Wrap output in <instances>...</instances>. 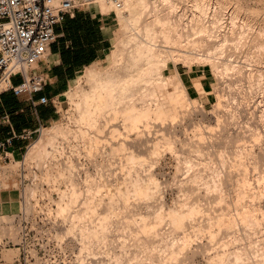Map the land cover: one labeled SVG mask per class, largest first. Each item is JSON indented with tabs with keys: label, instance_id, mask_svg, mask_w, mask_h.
<instances>
[{
	"label": "rangeland",
	"instance_id": "obj_1",
	"mask_svg": "<svg viewBox=\"0 0 264 264\" xmlns=\"http://www.w3.org/2000/svg\"><path fill=\"white\" fill-rule=\"evenodd\" d=\"M92 1L93 2H91L90 5H96L101 10L104 8V10H102L104 12L114 11L113 5L109 0H92ZM148 1L150 2L151 0ZM210 1L212 2V4L211 7L209 8L210 10H208L209 11L208 13H210V11L212 13L213 9L211 8H214L217 3H218L217 4L218 8L221 9L225 15H227L226 17L228 19L230 14L232 15L235 12L234 8L235 10L238 11L233 14V19L235 21H233V19L231 20L234 24L233 28H235V26L238 29L242 28L240 29L242 30V32L239 30V32L241 33H238V31H236L238 29L236 28L234 30L233 28H231L232 30L229 29L228 27L232 25V23L230 19L229 20L227 19L226 25L228 26L227 27L229 32L228 34L235 36V38L234 37L232 38L231 35L229 36L227 34L229 38L227 37L228 39H226V41L227 40L228 41L227 42L225 41L224 44L226 43L227 45L230 44L233 45L239 39V42H237L234 45L237 48L240 43L241 47L239 46L240 48L236 49L234 47L228 46L229 47L228 48L227 45L225 44L226 50L225 52H222V54L223 55L225 54V56H227L230 53L229 51L230 50L232 51V48L233 51L229 55H232L235 52H238L239 50L238 54L239 53L240 54L237 55L235 53L236 56L235 55L233 56L235 57V59H237L236 57L239 56L237 60L240 61L237 62V60L232 59V61H236V62H231V58H233V56H229V55L227 57L225 56L223 57L222 55V57L219 58V56H221V54L219 55V53H221V51H224L225 49L223 48L224 44L223 47H220L219 49L220 51L217 49V47H215L216 49L210 48L211 51L207 49L209 51L208 52L206 50L207 47H205L204 50H206L207 52L206 51L204 52V50H201L200 52L199 49L202 48L198 49L196 47L194 48V50L197 49L195 53L194 50L190 48L192 50L191 52L196 57L193 54H191L192 56L187 57V55H190L191 52H189L190 50L188 51L189 48L188 49L184 48L187 50V51H183L184 52L183 55H185V57L182 56L178 57L176 54H174L175 51L177 50H174V52L169 53L166 56V62L168 64V68L164 70V74H169V78H171V80H175L176 73L179 74L181 81H182V77L186 76L187 74L190 75L196 73L205 74L210 82L211 96L209 101L207 102L204 101L205 93L202 91H200L199 97H193L187 93L186 88H185V92L181 93L179 92L180 90L179 87L174 88L172 86L170 92L165 96L167 97L166 104H168V110L166 111V109L161 108L163 110L161 111L163 113V116H161L162 115L161 113L157 112L158 114H160L162 118L159 117V115L156 113L155 118L159 117L158 119L159 121L156 122H155L156 119L153 116L155 112H153L152 110L151 114L152 113L153 114L151 115V118L153 116L154 119L152 120L151 118L149 119L150 123H152L153 121L154 124L155 122L154 125L150 124V127L154 126L153 128L155 129L156 127L158 128L160 127L161 130L159 129V131H161V133L158 130L154 131V129L150 128L149 122H147L148 128H150V132L148 131V133L150 134L149 135L146 134L147 137L145 136V134L143 135V133H147L145 132L147 125L146 123H145L146 126L143 124L145 126V129L144 127L142 128L143 126L142 125L140 128V132L143 131L144 132L140 134H142V136H144L145 138L141 137L140 135L138 140H141V142L143 140V143L140 142L141 145L139 142L137 143L140 146H142V144L144 145L145 142H147V144H145L141 149V147H139L135 143L136 145L134 146L135 148L138 147V151L137 149H133L134 148L133 145H132L133 147L130 146L132 148L131 150H133L134 152L136 150L137 153L135 154L138 155L139 153V157L135 155L136 158H139L138 160H136L135 157H133L134 159L132 158L133 162L129 157L127 159L128 154H130L131 152V150L128 149L130 148L129 146L128 148H125V151L122 150L123 148L122 149L119 147L117 148V151L118 150L122 151L121 153L122 156L125 155L126 157L125 156L118 157V155L112 154V152L116 148V147H112V149L114 150H112V152L110 153L116 157H111L110 156L111 154L109 153L110 154L109 155L110 158H109L108 152L111 151V147L103 146L104 147L103 149L102 147L99 146L98 148L99 149L101 148L99 151L103 150L104 152H102V154L101 152H98L100 154L93 155L96 156L94 157L96 158V160H94V158L92 159L93 156L88 158L89 156L83 152L84 151L86 152L87 149L86 147H88L87 150H89V148L91 147H89L90 145L87 144L88 145L87 146L81 141V138L79 136L80 131L77 132L78 130L77 131L75 130L77 127L78 128L80 127L79 129H84L83 131H85L87 127L85 126L86 125L85 122H84L85 127L80 124L81 122L82 124H84L83 120L80 121L81 120L80 119L78 121V119L82 116L79 115V113L80 114L82 113V111H80L79 109L80 108L81 110L83 109L82 107L84 106L83 99L86 97L87 99L90 98L87 95L86 97H84L85 93L86 94L89 92L91 93L95 89V86H97L98 84V83L97 84L94 83L95 81L100 80L98 82L102 84L101 79L105 77L106 80V73H109L110 70L113 71L112 68H116L118 65L120 66L121 62L119 64V60H122L121 58L123 57L125 58L124 54L128 53L127 50H129V48L131 50L133 48V46L131 45L132 27H131V23L126 18V14L128 13L127 12L128 10L125 9L124 6L121 9L115 10L116 24L113 27L111 46L106 51L105 59L102 62H99L94 65V74L96 75V77L94 78L95 79L98 78V80L92 79L91 75H89L86 72V70H83L79 74V76L71 83L70 87L66 90V92L59 99L56 100V105L59 110V118L51 126L43 128L40 131V133L35 137V139L32 141L31 144L33 143L37 144L39 141H41V145H40L41 148L39 147V152L37 151V153L35 154L37 156L36 157L32 156L33 158L35 157L34 159L31 156L29 157L30 159H28L27 155L24 153V156L26 155L25 157L28 160H26V158L22 156L20 159L17 160L11 159V161H7L6 163L2 162L0 164V216L5 215L7 213L15 212L18 209V207H57L59 198L60 199L63 198L61 201L66 202L68 201L69 196H70L69 202L72 201V203L75 204L76 199L74 200V198H76L75 196L78 194L76 192H78L81 186L83 185L82 190L79 191V195H77L78 202H76L75 205L71 204L70 202V205L74 207L70 206L68 203V207H64V206H63L64 208L61 207V210L59 212L62 218L66 220H75V221L83 222L84 224H87L91 228L90 230H92V227L98 229L96 230L99 232V240L90 237L87 239L89 240L88 245L91 244V246L94 245L99 246V244L104 243L103 237L107 238V242H109L110 244V248L107 251V256H108V260L106 261L107 264H221L220 262L224 261L225 263L228 262V260H230V264H264V259L263 257H261L262 255L264 256L263 254L264 248L262 247L263 246L262 243L264 242V170H261V168H263L264 166L263 165L264 159L262 160L263 163L262 164L260 162L261 158H259V156L264 157V153L263 155H260L262 152H264L262 151V149H264L263 148L264 147V96H263L264 88L261 91L262 87H264L263 85L264 78L263 79L260 78L263 82V83L261 82L262 87L261 86L259 87V84L261 85V83H258L259 75L260 74H262V76L264 75V68H263L264 62H262L264 58L262 53L264 51L261 50L264 49V47L260 45L264 41L263 38L264 35L260 34L262 38L259 37V34H257V37L253 36L255 33L253 34V30H252L253 27L252 12L255 11V10L252 11V7L253 6L255 8L258 7L257 9L260 10L264 6V0L263 1L260 0L261 2L260 4L258 3L257 0H253V1L252 0H210ZM213 4L214 7L212 6ZM234 4H237V6L236 5L234 6ZM232 5L234 6V8L232 7L233 9L232 8L230 9ZM123 8L124 10H122ZM187 9H189L190 11L194 10V8H191L190 6ZM229 9L230 12H228ZM259 10L257 13H254L255 16L259 15L258 17H260L262 16V13L264 15V11H259ZM229 30H231V32L233 33L236 32L239 35L241 34V37L235 33H234L235 35H233V33H230ZM243 30L245 31V33ZM255 31L256 30L254 29V32ZM236 35L240 38H238ZM129 38L130 41L128 42ZM230 38L233 39L232 40L233 43H230L232 42L231 40H229ZM256 39L259 41L262 39L261 40L262 42L258 43ZM252 41H256V42H252ZM129 43L132 46V48L131 46H129ZM254 44H258L262 48ZM252 47L254 48L252 49ZM221 48H223V50H221ZM259 48L261 49L259 50ZM213 49L216 52L217 50L219 52H217L216 54V52H214ZM243 49H246L244 50L245 53L242 51ZM253 50L255 51V54L257 53L256 51L258 50V52H260L263 58L261 57L262 59H260L261 55L259 53H257L259 58L257 55L255 56L256 59L254 57L252 58V56L255 55L254 53H252ZM177 52L180 53L182 51L178 50ZM185 52H189V53H185ZM196 54L199 56V58H197L198 56ZM204 54L207 56H205ZM185 58L188 61V65L187 63H184ZM222 58L224 63L221 62ZM252 59L255 60L260 59L261 61L257 60L259 61L258 64L259 66H257L256 64L258 62ZM215 60L217 61L219 60L221 62L220 63L218 61L220 65ZM252 61H255L256 63L253 62L254 63L253 64ZM260 62L263 64V66ZM116 63L117 65H115ZM225 63L228 64V66H224ZM252 64L253 67L254 66L256 68L259 67L260 69L263 68V70H260L259 68L258 69L255 68L259 72L262 71L260 72L259 75L257 74L259 72L256 73V70L252 67ZM108 70L109 72H107ZM85 72L87 74H85ZM98 75H100V77H102L103 75L105 76L100 78ZM256 75L258 77H256ZM154 78L155 75L153 79ZM256 78L258 79L255 80ZM153 79H149V80H151L152 82ZM261 80H259V82ZM146 82L147 80L144 81L143 84H146L145 85L146 87L144 86L143 88H147V86H149V84ZM256 83H258V85ZM182 85L184 86L183 81H182ZM256 85L258 86L257 88L258 92L254 90L256 89L254 88ZM159 87H161L158 88L161 90V92H164L165 89L168 90V88H166L165 85ZM162 87L163 89L164 88L165 89L163 90ZM197 87L199 88V84ZM91 88L94 89L92 90ZM143 88H142V92L143 91L146 92V93L144 92L145 93L144 95L148 94L149 90L146 91ZM152 98L157 99V97L154 98V96ZM152 98L150 99L149 96L146 98V100L150 99L148 100V102L150 101L149 104L150 107H153L154 104V102L153 104L151 103L152 101H154ZM158 98H160L159 99L160 102L161 101L163 102V107L164 106L166 107L167 106L165 104L166 98L165 99L163 98L164 99L163 100L161 94L158 96ZM146 100H144V104L146 102L145 105H147L148 103ZM159 100L157 99V101ZM80 101L82 104H80ZM78 105L80 106L79 109H78ZM161 109H159V112ZM232 111H234L235 113L234 112L232 113ZM228 112L230 114H233V116L229 115L228 117ZM214 114L215 115L217 114L219 116L217 115L215 116ZM216 117L219 118L217 119ZM76 119L77 122L80 124V126L77 124V122H75ZM161 123L162 125L165 124L162 127L164 128L163 130L161 128L162 125H160ZM73 125L74 126L76 125L75 126L76 128ZM72 126L78 134L77 133L76 135L72 134L74 133L73 128H71ZM228 126H230V129L228 128ZM165 129L166 131L169 130L170 132L168 131L167 132L168 134L162 133V131H165ZM225 129L228 130L229 132L226 131ZM151 130H153V132ZM61 131H63L62 134L64 135H61ZM66 131H69L71 133V134L68 133L70 136L65 135L67 134ZM174 131H176L175 132L176 134L174 133ZM151 133H155L158 135L153 136V134ZM159 133L161 134V137ZM169 133L175 137H172L171 135H169ZM227 133L230 135V138ZM131 135L135 137L133 130L131 131ZM219 135L221 136L218 138ZM225 135L226 137L228 135L227 138L229 139L222 137ZM68 136L71 138L70 140L71 142H69ZM148 136L149 139L151 138L150 140L153 142H151L149 139H146L148 138ZM163 136H165L164 139L169 137V140L167 141L164 140ZM76 137L77 138L79 137L80 140L77 139V141H75ZM221 137L222 140L220 139ZM63 138L64 139L66 138V140H64ZM72 138H74V140ZM154 138L155 140L158 138V141L159 140L160 141L155 142ZM161 139H163L164 141L163 140L161 141ZM63 140L67 141V143L64 142ZM154 142L156 143V145L154 144L155 146L153 145ZM69 143L70 144L72 143L71 146L74 148L75 146L73 144H76L77 147L75 149L77 151L74 148H71V146L67 148L66 146H69L70 145ZM54 144L56 145L57 149L60 147V145L61 147H64L66 149L64 148L62 149L60 147V149H62L60 150L62 152L61 153L55 148ZM181 144L183 147L181 146ZM147 145L148 147H146ZM259 146L260 147L263 146L260 151L261 153H258V150H260ZM179 147H181V149L182 148L184 149V151L182 149V151L185 153L184 156L180 155L181 150H179L180 149ZM28 148L26 151H28ZM54 148L57 150V151L55 150L56 153L58 152L57 154L52 153ZM172 148H173V152H172ZM174 148H177V150L176 149L174 150ZM70 149L72 152H74L75 155L70 151H69L70 153L67 152V150ZM108 149L109 151H105ZM127 149L129 153L126 155V153L128 152L126 151ZM198 149L201 152L197 155L196 152H199ZM45 150L51 153V155L47 156L46 158L44 154ZM79 150L81 151L78 152ZM187 150L189 152H187ZM117 151L115 150L114 152ZM176 151L180 152L178 154L179 156L176 155L177 153L176 154L174 153ZM77 152L79 153V158L80 159L83 158V160L82 159L79 160V158H77L78 156L76 154ZM119 152H117L116 154H118ZM132 152L131 155L134 156ZM59 153L60 155H58ZM103 153L107 154V156L104 155ZM189 153L191 156L189 155ZM67 154L68 156L66 157ZM186 154L188 155V157ZM103 155L105 157H103ZM174 155H176V157ZM51 156L54 157V159H52ZM59 156L61 157L63 156L64 158L63 157L58 158ZM72 156L75 158H73ZM56 157L61 161L63 159L65 160L66 158L67 160L66 161L63 160L64 163H62ZM179 157L180 159H178ZM184 157H186L187 159H185ZM71 158H73L71 160L72 162L68 163V160ZM55 159L56 162L58 161L57 164L54 161ZM258 159L260 160L258 161ZM52 160L54 161V163ZM89 160H92L90 161V164H89ZM99 160L103 162V166L105 167V169L107 165L108 171L107 169L105 171V169L102 168L103 167L102 163L101 161L99 162ZM105 160H109V161L106 162ZM128 160L131 162H129ZM93 161L97 166L94 165ZM59 162L61 163V165L64 164L62 166H66L68 163V165L66 166V168L68 167L67 168L68 170L62 167L59 164ZM48 163H52L56 165L53 166L52 164L51 165L49 164L50 166H48ZM70 163L71 166L75 163L81 166L79 167L77 165L75 166L73 165L75 168L70 167ZM91 163H93L94 168L92 167L93 165ZM98 164H101L99 166L102 169L99 170L100 167L98 166ZM260 164H262V166ZM57 165H59L61 168L65 170H62ZM45 166H48L47 171L45 170L46 169ZM76 166L78 171L76 170ZM82 166H84V168ZM86 167L87 170H89L87 176L89 177L91 175L90 173H92L90 178L91 179L92 177L95 178V179L93 178L94 182L92 179L93 183L91 182L90 178H87V176L82 175ZM53 168H55L56 172L58 171V169H60L59 175L62 174L61 173L62 171H64L63 174L60 175L62 178L59 175H58L59 177L57 176L58 173H56ZM69 168L72 169L74 176L75 175L79 176V177L77 176V180L72 175L71 170H69ZM49 169H51V172ZM95 170L96 171L98 170L97 171L98 174ZM101 170H103L102 174L105 177L102 174L100 176L99 172L101 173ZM47 172L48 173L50 172L49 174L50 177L52 176L51 177L52 179H54L53 174L55 172L56 174L55 177H57L58 179L55 178L56 180L55 181L53 180L54 182H52L51 178L48 177L49 174ZM64 173L65 176H63ZM79 174L81 175L82 179L80 178ZM84 174L86 175V173ZM94 174L98 175L99 177L94 176ZM66 176L70 177V179L67 178L66 181H63L66 179ZM135 176L137 177L134 178ZM63 177L65 178L63 179ZM127 177L129 178L128 180L134 178L135 181L138 178L139 180L137 181L138 185L137 187L134 188V190L130 185V181L132 179L128 181ZM86 178L89 180L87 181ZM123 178H125L126 181L125 180L123 181ZM59 179L61 182L59 181ZM73 179H75V182L77 181L75 184L72 185L71 183H68V180L70 182L71 180L74 181ZM83 179L84 181L86 180L85 182L87 186L85 187L87 190L84 187V185L86 184H84ZM89 181L92 184H90ZM133 181L134 180H132V182ZM135 181L134 183H136ZM56 182H58L60 185L57 184ZM65 182H67L66 185L64 184ZM52 183L53 186L57 184L56 186L58 189L55 188L57 189V191L53 188ZM77 183L80 184V186ZM95 183L97 184L96 187L102 184L101 186L98 187V190L97 188L94 187L96 185ZM76 184L77 186H74ZM93 184L94 186L91 187V185ZM67 185H70L71 187L70 186L69 187L72 190L69 187L67 188ZM63 186H66V188ZM72 186L74 187V189L77 188L78 189L73 191L74 189L72 188ZM88 186H90L91 189H89L90 187L88 188ZM93 187L95 189H93ZM30 189L32 190V192L29 191ZM64 189L65 190L68 189V191H70L68 192V195H66L65 193L67 192V190L65 191ZM88 190H89V196L87 193ZM90 190L92 191V193ZM71 191L75 192L74 197ZM59 192L62 194L64 192V196L59 197L58 196V194L60 195ZM180 192L185 194L182 195ZM69 193H71L72 197ZM179 195L181 196L179 197ZM90 196H93V198ZM66 197L67 200H65ZM85 197H86L85 200L88 201V202L86 201L85 203H87L88 206L87 204L82 206V203L85 201L84 200ZM88 197L91 198L93 202L91 201V199L89 202ZM82 199L84 200L83 202ZM180 199L183 202L184 200L187 199L186 202L188 205L184 204L185 203L184 202L183 204L185 206L183 207V205H181L182 203H180ZM178 200H179V204H177L178 206H176ZM94 201H96L95 202L96 205L93 204ZM56 202L57 204H55ZM89 203H90V207H89ZM179 205H181L180 208H182L183 211L182 209L181 211H179L180 210ZM253 207H255L256 209L254 208L255 210H253ZM174 208L175 209L179 208V210L176 209L177 211L175 210L174 212ZM58 209H60L59 206ZM252 210L254 213H252ZM173 212L174 214L180 212L179 213L180 217L178 216V221H177V216L176 219H173L175 217V216L173 217L174 215L172 214ZM254 215L256 216V218ZM181 217L183 218L180 220ZM253 218H255V220ZM252 220H254L255 222ZM181 221H182V225H180ZM262 225H263V229H262ZM182 229H184V232H181L183 231ZM83 234L87 236L88 230L86 232L85 229H83ZM262 239L263 242H261ZM195 240H197L198 242L196 243ZM184 241H188V242L191 241L189 247L188 246L184 247L185 251H187L186 248L188 247L189 251L186 252L187 254L183 250H179L182 253L184 252L183 254L178 252V248L182 246ZM193 241L195 242L193 243ZM199 241L203 243V247ZM188 242H186L187 244L185 242L184 243L188 245ZM256 242H258V245H256ZM260 243L261 245H259ZM196 244L200 245L201 247H198L197 249L198 245L196 246ZM193 245L196 248L193 249ZM253 245H255L254 247L259 246L258 247L259 249L262 247V249H260L263 252L262 253L260 251L262 255L260 253L256 254L257 251H259V249L258 250L256 249L257 250L256 251ZM230 246H235V249L234 247L231 248ZM204 247L206 251L202 249L201 251L203 252H201L199 249ZM230 248L233 249L234 253L233 252L230 253L232 251ZM190 249L192 251L196 249L197 251L198 250L199 251L198 253L196 252L193 255V254H189V253H193L192 251L190 252ZM252 251L254 252L256 251V253ZM253 253L255 254L253 257H255V260H257L258 262L254 261L252 257ZM184 255L187 257L191 256L188 258H193V259L191 260L188 259L187 257L185 258ZM201 255L204 256L201 257ZM258 255L261 258H259ZM225 258L228 260H226ZM258 258L261 261H259ZM7 260L11 261V258H7Z\"/></svg>",
	"mask_w": 264,
	"mask_h": 264
},
{
	"label": "bare ground",
	"instance_id": "obj_2",
	"mask_svg": "<svg viewBox=\"0 0 264 264\" xmlns=\"http://www.w3.org/2000/svg\"><path fill=\"white\" fill-rule=\"evenodd\" d=\"M253 1V0H252ZM258 1V3L260 4L261 2H260V0H257ZM256 1V2H257ZM263 1V0H262ZM101 2H103V1H101ZM258 3H257V5H258ZM263 3V2H262ZM211 4H212V2L210 1V0H151L150 2L148 1V0H123V6H124V8L125 9H127L128 11V13L126 14V18L128 19V21L131 23V27H132V32H131V45L133 46V48H132V46L130 45V43H129V46H131V48H132V50L129 48V50H130V52H129V50H127L128 51V53H126V54H124V56H125V58L123 57V58H121L122 60H119V64H120V62H121V65L117 68L116 66H114V67H116V68H112L113 69V71L112 70H110V72H109V70L107 71V72H109V73H106V80H105V75H103L102 77H104L103 79H101V83L102 84H100V82H98V81H100V80H98V78H96L98 81H95L94 82V80H93V82L94 83H98L97 84V86H95L94 84V86H95V89L94 88H91L93 91L89 94V93H85V96L84 97H86V95L88 96V97H90V98H88L87 99V97L86 98H84V97H82V98H84L85 99V102H84V99H83V103H84V106H82L83 107V109L81 110V108H80V106L78 105V109L80 110V111H82V113L80 114L79 113V115H82L79 119H78V116H77V119H78V121L80 120V121H82L83 120V123L85 122L86 123V125H85V123L84 124H82V122L80 123L81 125H85V126H87L86 127V129H85V131H83L84 129H79L78 127L76 128L74 125V127L76 128L75 130L77 131V132H79L80 131V138H81V141L84 143V144H88V145H90L89 147H91V148H89V150H87L88 149V147H86L87 149H86V152L84 151L83 153H86L89 157L88 158H90L91 156H93V155H98V154H100V153H98V152H101V154H102V152H104L103 150L102 151H99L100 149L98 148L99 146L100 147H102L103 149H104V147L103 146H108V147H111V151H109V149L108 150H105V151H109L108 152V156L111 154L110 152H112V150H114V149H112V147H116L115 148V150L117 151V148L119 147V148H123L122 150H124L125 151V148H128V146L130 147H133L134 145H136L138 142L140 143L141 142V140H138V138H139V136L141 135V137H144V136H142V134H140V133H143V132H140V128H141V126L144 124L145 125V123H146V125H147V122H149V127H150V124L152 125L153 124V121H152V123H150V121H149V119L151 118V115L153 114H151V111L153 110V112H155L154 114H153V116H154V118H155V115H156V113L158 112V113H161L162 115L161 116H163V113L161 112V111H163L162 109H166V111L168 110V104H166V100H167V97H165L169 92H170V90H171V87L173 86L174 88H177V87H179V92H181V93H184L185 92V87L182 85V81H181V78H180V76H179V74H175V80H171V78H169V74H164V70L165 69H167L168 68V64H167V62H166V56L169 54V53H172V52H174V50H179V51H182V52H177V51H175V53L174 54H176L178 57L179 56H182V57H185V55H183L184 54V52L183 51H187L186 49H188V51L189 52H191L192 50L191 49H193L194 50V48H202V49H199L200 50V52H201V50H204V48L205 47H207L206 48V50L208 49L209 51H211L210 50V48H214V49H216L215 47H217V49L219 50L220 49V47H223V44H224V42L226 41V39H228L229 38V36L231 35V34H228L229 32H228V29H227V23H226V21H227V15H225L224 14V12H222V10L221 9H219L218 8V3L216 4V8L214 7V4L212 5L214 8H211V9H213L212 10V13H211V11H210V13H208L209 11L208 10H210L209 8L211 7ZM253 4H254V2H253ZM253 4H252V6H253ZM102 5V4H101ZM237 6V4H234V6ZM191 7V8H194V10H192V11H190L189 9H187L188 7ZM234 6L232 5L231 7H230V9L233 7L234 8ZM239 7V6H238ZM237 7V8H238ZM254 7V6H253ZM252 7V11L253 10H255L254 12H252V30H253V36H256L257 37V34H259V37H261L262 38V36H260V34H263L264 35V15H263V13H262V16H260V17H258L259 15H257V16H255L254 15V13H257L258 12V10L259 9H257V8H253ZM262 7V6H261ZM102 8V7H101ZM124 8L122 9V10H124ZM218 8V9H217ZM232 8V9H233ZM236 8V9H237ZM263 8H264V6H263ZM263 8H261L259 11H264V9ZM230 9L228 10V12H230ZM256 9H257V12H256ZM263 9V10H262ZM102 10H104V8L102 9ZM196 10V11H195ZM188 11H190V12H188ZM195 11V12H194ZM234 13H236V12H238L237 10H235V8H234ZM226 13V12H225ZM233 13V14H234ZM246 13H247V11H246ZM260 13V12H259ZM258 13V14H259ZM228 14H230V13H228ZM233 14L231 15L230 14V16H229V19L231 20V19H233ZM236 15V14H235ZM234 15V16H235ZM228 19V20H229ZM233 21H235L234 19H233ZM231 23H232V25H230L228 28L229 29H231V28H233L234 27V24H233V22H232V20H231ZM229 25V24H228ZM232 26V27H231ZM235 28L236 29H238L236 26H235ZM235 28H233V30L235 29ZM256 30L255 32H254V29ZM240 29H242V28H239L238 30H236V31H238V33H241L242 32V30H240ZM232 30V29H231ZM231 30H229L230 31V33H233V32H231ZM239 30L241 31V32H239ZM244 31V30H243ZM235 34H237L236 32H234ZM233 33V35H235ZM244 33H245V31H244ZM229 36H228V35ZM243 34V33H242ZM237 35H239V34H237ZM236 35V36H237ZM232 36V35H231ZM240 37H241V34L239 35ZM253 36H252V38H253ZM228 37V38H227ZM235 38V36H232V38ZM238 37V36H237ZM240 37H238V38H240ZM259 37H258V39H259ZM264 38V37H263ZM229 40H233V39H229ZM236 40H237V38H236ZM255 40V39H254ZM257 40V39H256ZM262 40V39H261ZM259 41V40H257V42L259 43H261L262 41ZM130 41V38H129V40H128V42ZM228 41V40H227ZM226 41V42H227ZM230 42V41H229ZM228 42V43H229ZM237 42H239V39H238V41ZM236 42V43H237ZM252 42H256V41H252ZM230 43H233V41L232 42H230ZM229 43V44H230ZM236 43H234V44H236ZM226 44V43H225ZM225 44H224V47L223 48H225L224 49V51H221V53H219V55L221 54V56H219V58L220 57H222V52H225V50H226V47H225ZM233 44V45H234ZM227 45V44H226ZM233 45H227V47L229 46H231V47H234V48H236L235 47V45L233 46ZM254 45H257V46H259V47H264V41L260 44V45H258V44H254ZM219 46V47H218ZM239 46H240V43H239ZM237 47L238 49L241 47ZM253 46V45H252ZM228 47V48H229ZM261 47V48H262ZM184 48H186V49H184ZM191 48V49H190ZM223 48H221V50H223ZM236 48V49H237ZM243 48V47H242ZM254 47H252V49H253ZM256 48H258V47H256ZM261 48H259V50L261 49ZM213 49V50H214ZM197 50V49H196ZM196 50H194V52L196 51ZM206 50H204V52L206 51ZM207 50V51H208ZM213 50H212V52H213ZM217 50V52H219ZM228 50H230V49H228ZM227 50V51H228ZM235 50V49H234ZM244 50H246V49H243L242 51L245 53V51ZM256 50V49H255ZM261 50H263L264 51V49H261ZM126 51V52H127ZM206 51V52H207ZM208 51V52H209ZM232 51H233V48H232ZM232 51L230 50L229 52L230 53H232ZM254 51V50H253ZM252 51V53H254L255 54V51L253 52ZM189 52H185V53H189ZM198 52V51H197ZM214 52H216L215 50H214ZM217 52H216V54H217ZM235 52V51H234ZM238 52H239V50H238ZM238 52H235L237 55H239L238 54ZM240 52H241V49H240ZM257 53H259L260 54V52H258V50L256 51ZM196 53V52H195ZM203 53V52H202ZM229 53V54H230ZM232 54V55H229L228 54V52H227V54L229 55V56H233V55H235L236 56V54ZM243 53V54H244ZM257 53L255 54V55H253L252 56V58L254 57L255 58V56L257 55ZM261 53H262V51H261ZM191 54H193L192 52L190 53V55H187V57H189V56H192ZM201 54V53H200ZM199 54V55H200ZM213 54V53H212ZM263 54V57H264V52L262 53ZM194 55V54H193ZM197 55V54H196ZM202 55V54H201ZM200 55V56H201ZM205 55V54H204ZM214 55V54H213ZM227 55V56H228ZM261 55V54H260ZM195 56V55H194ZM193 56V57H194ZM198 56V55H197ZM205 56H207V55H205ZM215 56V55H214ZM216 56H218V55H216ZM225 56V54L223 55V57ZM227 56H225V57H227ZM258 56V55H257ZM196 57V56H195ZM238 57L239 56H237L236 58L238 59ZM262 57V55L260 56V59H262L261 58ZM197 58H199V56L197 57ZM217 58V57H216ZM258 58H259V56H258ZM180 59V58H179ZM214 59H215V57H214ZM226 59V58H225ZM228 59V58H227ZM232 59H235V57L233 56V58H231V62H236V61H232ZM237 59H235V60H237ZM256 59V58H255ZM255 59H252V60H255ZM260 59H257V60H259V61H261ZM124 60V61H123ZM185 60H186V58L184 59V63H187V65H188V61L186 60V62H185ZM219 60H221V59H219ZM218 60V61H219ZM257 60H255V61H257ZM123 61V62H122ZM215 61H217V60H215ZM218 61H217V63H218ZM228 61V60H227ZM227 61H226V63H227ZM238 61H240V60H237V62ZM255 61H252V63L253 62H255ZM259 61H257L258 63H256L257 64V66H259L258 64H259ZM220 62V61H219ZM221 62H223V58H222V61ZM220 62V63H221ZM229 62H230V60H229ZM262 62H264V58H263V61ZM216 63V64H217ZM220 63H218L219 65H220ZM224 63V62H223ZM222 63V64H223ZM225 63V64H226ZM261 63V62H260ZM217 64V65H218ZM224 64V66H228V64H226L225 65ZM254 64V63H253ZM253 64H252V67H253ZM255 64V65H256ZM262 64V63H261ZM260 64V65H261ZM264 64V63H263ZM263 64H262V66H263ZM94 65L95 64H91V65H89V66H87L84 70H86V72L89 74V75H91V77H92V79H95L94 77H96V75L94 74ZM115 65H117V63L115 64ZM230 65V64H229ZM262 66H260V67H262ZM254 69L256 68L255 66L253 67ZM259 68V67H258ZM258 68H256V69H258ZM263 68H264V66H263ZM263 68L262 69H260V70H263ZM255 69V70H256ZM255 70H253V71H255ZM85 72V74H87ZM257 72H259V71H257L256 70V73ZM260 72H262V71H260ZM260 72L259 73H257L258 75L260 74ZM107 74H108V76H107ZM151 74H152V76L154 77V75H155V78L153 79V77L151 76ZM88 75V76H89ZM93 75V76H92ZM99 77H100V75H98ZM260 76H262V74H260L259 75V80H261L260 78H264V75L262 76V77H260ZM91 77H89V78H91ZM102 77H100V78H102ZM256 77H258L257 75H256ZM95 79V80H96ZM149 79H153L154 80V82H153V80H152V82H151V80H149ZM258 78H256L255 80H257ZM104 82H103V81ZM147 80V82L146 83H148L149 84V86H147V88H143L146 84H143L144 83V81H146ZM259 80H258V83H261L262 82V80L259 82ZM150 82V83H149ZM258 83H256L257 85H258ZM263 83V82H262ZM262 83H261V85L259 84V87L261 86L262 87ZM147 84V85H148ZM198 81L197 80H195V85H197L198 86ZM162 85H165V87L166 88H168V90H166L165 88V91L164 92H161V90L160 89H158V88H161V87H159V86H162ZM256 85V86H257ZM264 85V84H263ZM93 86V87H94ZM254 87V88H256V89H254V90H256V92H258L257 91V88H258V86L257 87ZM97 87V88H96ZM146 87V86H145ZM142 88L144 89V90H149L148 91V94H146V95H148L149 96V98L151 99L153 96H154V98H156L157 97V99L159 100L160 98H158V96L161 94L162 95V99L164 98H166L165 99V104L167 105L166 107L164 106L163 107V102L161 101L160 102V100L159 101H157V99H153L154 101H152L151 103L153 104V102H154V104H153V107H150V101L148 102V100H150V99H148V100H146V98L148 97V96H146V95H144L146 92L145 91H143L142 92ZM263 88L264 87H262V89H261V91L263 90ZM97 89V90H96ZM162 89H163V87H162ZM163 89V90H164ZM161 92H159V91ZM260 91V92H261ZM264 91V90H263ZM145 92V93H144ZM255 92V91H254ZM255 92V93H256ZM259 92V93H260ZM158 93H160V94H158ZM263 93V92H262ZM261 93V94H262ZM150 94H151V96H150ZM257 94V93H256ZM260 94V95H261ZM84 95V94H83ZM82 95V96H83ZM144 96H145V99H144ZM262 96V95H261ZM264 96V95H263ZM163 99V100H164ZM144 100H146L148 103H147V105H145L146 104V102H145V104H144ZM160 102V103H159ZM80 104H82L81 103V101H80ZM161 104H162V107H161ZM164 104V105H165ZM162 108V109H161ZM159 109H161L160 110V112H159ZM245 110V109H244ZM79 112V111H78ZM234 111H232V113H233ZM157 113V114H158ZM235 113V112H234ZM218 114V113H217ZM216 114V115H217ZM159 115V117H161L160 116V114H158ZM157 115V116H158ZM215 115V114H214ZM215 115V116H216ZM229 115H232L233 116V114H230L229 112H228V117H229ZM235 115V114H234ZM153 116H152V118H151V120L152 119H154L153 118ZM217 116H219V115H217ZM231 116V117H232ZM159 117H156L155 119V122L156 121H159L158 119H159ZM162 118V117H161ZM217 118V117H216ZM219 118V117H218ZM217 118V119H218ZM77 119H76V121L75 122H77ZM155 122H154V124H155ZM164 123V122H163ZM76 124V123H75ZM77 124L80 126V124L77 122ZM153 124V125H154ZM158 124V123H157ZM142 126V128L144 127V129H145V126ZM160 125H162V123L160 124ZM163 125H165V124H163ZM163 125L161 126V128L163 127ZM73 126L71 127V128H73ZM84 126V127H85ZM166 126H167V124H166ZM166 126H164V127H166ZM83 127V128H84ZM147 128H148V125L146 126ZM154 126H152V127H150V128H152V129H154V131H159V129H160V127L158 128V127H156V129L155 128H153ZM173 127H175V126H173ZM147 128H146V130H147ZM150 128H148V130L146 131L145 130V132H147V133H143V135L145 134V136H146V134L147 135H149L150 133H148V131L150 132ZM158 128V129H157ZM184 128V127H183ZM186 128V127H185ZM225 128V127H224ZM224 128H223V130H224ZM228 128L230 129V126H228ZM228 128H226V129H228ZM69 129V128H68ZM67 129V130H68ZM164 128H162V130H163ZM172 129V128H171ZM225 129V130H226ZM74 130V128H73V131H74V133H72L73 135H76V131ZM82 130V131H81ZM134 131V136L135 137H133L132 135H131V131ZM141 130H143V129H141ZM161 130V129H160ZM174 130H176V129H174ZM70 131V130H69ZM69 131H66L67 132V134H65V135H69L68 133H70ZM72 131V132H73ZM152 132H153V130H151ZM169 130H167L166 131V129H165V131H162V133H167ZM226 131H228V130H226ZM160 133H161V131H159ZM170 132V131H169ZM176 131H174V133H175ZM225 132V131H224ZM229 132V131H228ZM63 133V131H61V135H64V134H62ZM64 133H65V130H64ZM156 133H158V132H156ZM159 133V134H160ZM233 133V132H232ZM231 133V134H232ZM71 134V133H70ZM78 134V133H77ZM133 134V133H132ZM151 134H153V136L154 135H158V134H155V133H151ZM168 134V133H167ZM176 134V133H175ZM175 134H173V135H175ZM224 134V133H223ZM222 134V135H223ZM228 134V133H227ZM72 135V136H73ZM166 135V134H165ZM169 135H171L170 133H169ZM229 135V134H228ZM228 135H227V137H228ZM70 136V135H69ZM68 136V137H69ZM132 138H131V137ZM152 136V137H153ZM168 136V135H167ZM172 136V135H171ZM221 135H219L218 136V138L220 137ZM63 137V136H62ZM75 137V136H74ZM147 137V136H146ZM160 137H161V134H160ZM159 137V138H160ZM164 137L165 136H163V139H164ZM172 137H175V136H172ZM222 137H225V138H227L226 137V135L225 136H222ZM222 137L220 138L221 140H222ZM145 138V137H144ZM217 138V137H216ZM229 138H230V135H229ZM229 138H227V139H229ZM64 139V138H63ZM73 140H74V138H72ZM76 140L75 141H77V139L78 140H80L79 139V137L77 138H75ZM146 139H149V136H148V138H146ZM146 139H144V140H146ZM151 139V138H150ZM149 139V140H150ZM163 139H161V141L163 140ZM64 140H66V138L64 139ZM63 140V141H64ZM67 140H68V138H67ZM71 140V138L69 137V142H71L70 141ZM72 140V141H73ZM138 140V141H137ZM154 140H155V138H154ZM164 140H169V137L168 138H165ZM163 140V141H164ZM175 140V139H174ZM226 140V139H225ZM224 140V141H225ZM137 141V142H136ZM146 141H148V140H146ZM151 141V140H150ZM158 141V138L155 140V142H157ZM160 141V140H159ZM158 141V142H159ZM64 142H66L67 143V141H64ZM80 142V141H79ZM151 142H153V141H151ZM150 142V143H151ZM153 143V145L155 144L156 145V143ZM74 143V142H73ZM77 143V142H76ZM136 143V144H135ZM141 143H143V140H142V142ZM141 143H140V145H141ZM149 143V144H150ZM70 144V143H69ZM80 144V143H79ZM83 144V145H84ZM92 144V145H91ZM145 144H147V142H145L144 143V145ZM152 144V143H151ZM150 144V145H151ZM40 145H41V141H39L37 144L36 143H33V144H31V146L28 148V151H26L25 152V154L27 155V157H28V159H30L29 157L31 156H37V155H35L36 153H37V151L39 152V147H40ZM65 145V144H64ZM63 145V146H64ZM66 145H68V144H66ZM72 145V143L69 145V146H66L67 148L68 147H70ZM74 146H75V148L77 147L76 146V144H73ZM81 145H82V143H81ZM87 145V146H88ZM102 145V146H101ZM133 145V146H132ZM138 145V144H137ZM140 145H138L139 147H141V149H142V147L144 146L143 144H142V146H140ZM154 145V146H155ZM54 146H55V148H56V145L54 144ZM181 146H182V144H181ZM53 147V146H52ZM60 147H61V145H60ZM60 147L57 149L58 151H60V150H62L64 147H61L62 149H60ZM81 147V146H80ZM82 147H84V146H82ZM92 147H93V149H92ZM128 148V149H132V148ZM146 147H148V145L146 146ZM150 147V146H149ZM152 147V146H151ZM175 147V146H174ZM183 147V146H182ZM260 147V146H259ZM263 147V146H262ZM262 147H260V150H258V153H261L260 151H261V148ZM41 148V147H40ZM53 149V151H55L56 149ZM71 148H74V147H72L71 146ZM74 148V149H75ZM78 148H79V146H78ZM105 148H107V147H105ZM154 148V147H153ZM180 149L179 150H181L180 152H174L177 156H179L178 154L180 153V155H182V156H184V149H183V151H182V149H181V147H179ZM264 148V147H263ZM64 149H66V148H64ZM81 149V148H80ZM83 149V148H82ZM128 149L126 150V151H128ZM133 149H137V151H138V147L137 148H135V146H134V148ZM141 149H139V150H141ZM177 150V148H174V150ZM52 150V149H51ZM56 150V151H57ZM76 150V149H75ZM74 150V151H75ZM114 150V151H115ZM52 151V153H56V151L55 152H53ZM72 152L71 151V149L70 150H67V152ZM77 151V150H76ZM75 151V152H76ZM81 150H79L78 152H80ZM112 152V154H115V155H118V157H124V156H122V151H120V150H118L117 152H119L120 154H121V156H120V154L118 153V154H116L117 152ZM133 150H131V152H132ZM186 151V150H185ZM198 151H199V149H198ZM262 151H264V149H262ZM47 152V153H46ZM61 152V151H60ZM66 152V151H65ZM69 152V153H70ZM76 153L77 155V158H79V153ZM131 152H130V154H128L129 153V151L126 153V155L128 154V156H127V159H128V157L131 159V161L133 162V160H132V158L133 157H135L136 158V156H138L139 157V153H138V155L137 154H135V153H137L136 152V150H135V152L133 151L132 153L134 154V156H132L131 155ZM141 152V151H140ZM172 152H173V148H172ZM182 152H183V154H182ZM187 152H189L188 150H187ZM186 152V153H187ZM196 152V151H195ZM201 151H199V152H196V154L198 155L199 153H200ZM58 153V152H57ZM56 153V154H57ZM62 153V152H61ZM73 154H74V152H72ZM71 153V154H72ZM107 153V152H106ZM110 153V154H109ZM263 153L264 152H262L260 155H263ZM34 154V155H33ZM44 154H45V158L47 157V156H49V155H51V153H49L48 151H44ZM47 154V155H46ZM64 154V153H63ZM104 155H106L107 156V154H105V153H103ZM110 155L111 157H116V156H114V155ZM192 154V153H191ZM202 154V153H201ZM25 155V156H26ZM54 155V154H53ZM58 155H60V153L58 154ZM62 155V154H61ZM65 155V154H64ZM75 155V154H74ZM80 155H81V153H80ZM84 155V154H83ZM82 155V156H83ZM103 155V157H105ZM136 155V156H135ZM176 155H174L175 157H176ZM187 155V154H186ZM189 155H190V153H189ZM24 155H23V157H25ZM55 156V155H54ZM68 156V154L66 155V157ZM69 156H71V155H69ZM110 156H109V158H110ZM191 156V155H190ZM258 156H259V154H258ZM34 157V158H35ZM52 157V156H51ZM61 156H59L58 158H60ZM63 157V156H62ZM61 157V158H62ZM73 157V156H72ZM81 157V156H80ZM85 157H87V156H85ZM94 157H96V156H93L92 157V159L94 158ZM101 157V156H100ZM126 157V156H125ZM181 157V156H180ZM180 157L178 158V159H180ZM187 157H188V155H187ZM256 157V156H255ZM263 157V156H262ZM262 157H260L259 156V158H261V163H262V160L264 159V157L262 158ZM26 158V157H25ZM25 158H24V160H25ZM33 158V157H32ZM31 158V159H32ZM33 158V159H34ZM49 158V157H48ZM57 158V157H56ZM57 158V159H58ZM64 158V157H63ZM68 158H70V157H68ZM73 158H75V157H73ZM73 158H71V159H69L68 160V163L69 162H72L71 160L73 159ZM108 158V157H107ZM182 158V157H181ZM185 159H187L186 157H184ZM257 158V157H256ZM27 158H26V160H28ZM32 159V160H33ZM51 159V158H50ZM52 159H54V157H52ZM82 160H83V158H81ZM80 158H79V160H81ZM87 159V158H86ZM85 159V160H86ZM102 159V158H101ZM106 159V158H105ZM126 159V160H127ZM134 159V158H133ZM139 158H136V160H138ZM43 160H45V159H43ZM59 160V159H58ZM64 160V159H63ZM61 161V160H59L60 162H62V163H64V161H66L67 160V158L64 160V161ZM76 160V159H75ZM75 160H73V161H75ZM78 160V159H77ZM94 160H96V158H94ZM135 160V161H136ZM260 159H258V161H259ZM30 161V160H29ZM53 161V160H52ZM55 161V163L57 164V162H56V159L54 160ZM54 161H53V163H54ZM90 161H92V160H89V164H90ZM98 161V160H97ZM97 161H96V163H97ZM101 160H99V162H100ZM106 162L107 161H109V160H105ZM129 161V160H128ZM127 161V162H128ZM131 161H129V162H131ZM256 161V160H255ZM59 162V164L61 165V163ZM80 162V161H79ZM83 162V161H82ZM264 162V161H263ZM66 163V162H65ZM68 163H67V165H68ZM93 163H94V165H95V162L93 161ZM93 163H91L92 165H93ZM101 163H102V166H103V162L101 161ZM52 164V163H48V166H50V165ZM56 164H52L53 166L54 165H56ZM87 164V163H86ZM86 164H84V165H86ZM104 164H107V163H104ZM263 164V163H262ZM262 164H260L261 166H262ZM62 165H64V164H62ZM61 165V166H62ZM66 165V166H67ZM74 166L75 165H77L76 163L75 164H73ZM71 166V163H70V167H74V166ZM88 165V164H87ZM91 165V166H92ZM94 165L92 166L93 168H94ZM99 165H101V164H98V166ZM264 165V164H263ZM48 166H45L46 167V171L48 170L47 169V167ZM57 166H59V165H57ZM57 166H56V169H57ZM66 166H62V167H64L65 169H67L66 168ZM77 166H81V165H77ZM77 166H76V170L78 171V169H77ZM95 166H97V165H95ZM52 167V166H51ZM83 168H84V166H82ZM88 167V166H87ZM87 167H86V169L84 170V173H86V175L84 174V173H82V175H84V176H87V173H88V171L89 170H87ZM100 167V166H99ZM50 168V167H49ZM59 168H61L60 166H59ZM75 168V167H74ZM74 168H73V171H74ZM82 168V169H83ZM102 168H104L105 169V167L103 166ZM101 167L99 168V170L100 169H102ZM263 168H264V166H263ZM263 168H261V170H264ZM54 169V171H55V168H53ZM52 169V170H53ZM62 170H65V169H63V168H61ZM80 169V168H79ZM89 169V168H88ZM96 169H98V168H96ZM103 169V170H104ZM106 169H107V171H108V168H107V165H106ZM106 169H105V171H106ZM128 169V168H127ZM44 170V171H45ZM50 170V172H51V169H49ZM59 170L60 169H58V171L56 172V173H58L57 174V176L59 175ZM68 170V169H67ZM66 170V171H67ZM69 170H71V173H72V175H73V172H72V169L71 168H69ZM103 170H101V173L99 172V174H100V176H101V174H102V171ZM129 170V169H128ZM65 171V172H66ZM81 171V170H80ZM90 171H91V169H90ZM96 171V170H95ZM98 171V170H97ZM96 171V172H97ZM104 171V172H105ZM49 172V173H50ZM55 172H54V179H52L51 177H50V174H49V178H51V181L52 182H54L56 179L55 178H57V177H55L56 176V174H55ZM63 172L64 171H62L61 173L63 174ZM68 172V171H67ZM70 172V171H69ZM103 172V173H104ZM127 172H129V171H127ZM53 173V172H52ZM77 173V172H76ZM79 173V172H78ZM93 173H95V172H93ZM106 173V172H105ZM44 174H45V172H44ZM62 174H60V175H62ZM70 174V173H69ZM74 174H75V172H74ZM91 175H92V173H90ZM89 174V175H90ZM97 174H98V172H97ZM129 174V173H128ZM59 175V176H60ZM67 175H68V173H67ZM71 175V174H70ZM80 175V174H79ZM91 175L88 177L87 176V178H90L91 177ZM103 175V174H102ZM58 176V177H59ZM63 176H65V173H64V175ZM74 176V175H73ZM73 176H72V178H73ZM78 176V175H77ZM77 176L75 175L74 177L76 178V180H77ZM94 176H96V177H99L98 175H96V174H94ZM104 176V175H103ZM107 176V175H106ZM138 176V175H137ZM137 176H135L134 178H136ZM47 177V178H48ZM61 177V176H60ZM79 177V176H78ZM105 177V176H104ZM48 178V179H49ZM62 178V177H61ZM65 177H63V179H64ZM67 178H69L70 179V177H68V176H66V179L65 180H63V181H66L67 180ZM71 178V179H72ZM80 178H81V175H80ZM84 178V177H83ZM86 178V179H87ZM94 177H92V179H93ZM134 178H131L132 180H134L135 181V179ZM140 178V177H139ZM58 179V178H57ZM82 179V178H81ZM91 179V178H90ZM92 179H91V182H92ZM95 179V178H94ZM94 179H93V182H94ZM129 178L127 177V180H128ZM130 179V180H131ZM54 180V181H53ZM74 181H70L69 182V180H68V183H71L72 185L73 184H75L76 182H75V179H73ZM89 179H87V181H88ZM97 180V179H96ZM95 180V181H96ZM125 180V178H123V181ZM130 180H128V181H130ZM132 180L130 181V185L132 186V189L134 190V188L135 187H137V185H138V182L137 181H139L138 180V178H137V180L135 181L136 183H134V181L132 182ZM58 181V180H57ZM59 181H60V179H59ZM83 181H84V179H83ZM83 181H81V182H83ZM86 181V180H85ZM84 181V184H86V182ZM100 181V180H99ZM126 181V180H125ZM128 181H127V183H128ZM61 182V181H60ZM72 182H74V183H72ZM92 182V183H93ZM131 182H132V184H131ZM57 184H59L58 182H56ZM79 183V182H78ZM77 183V184H78ZM89 183H90V181H89ZM89 183H88V185H89ZM92 183H90V184H92ZM96 183H99V182H96ZM95 183V184H96ZM102 183V182H101ZM56 184V185H57ZM62 184V183H61ZM65 185L67 184V182H65L64 183ZM77 184L76 185H74V186H77ZM104 184V183H103ZM135 184H136V186H135ZM56 185H54V186H56ZM60 185V184H59ZM79 186H80V184H78ZM99 185V184H98ZM102 184H100L99 186H101ZM52 186H53V183H52ZM53 186V188L55 189V188H57V186L56 187H54ZM70 185H67V188L69 187ZM83 186V185H82ZM82 186H81V188H80V190L79 191H81L82 190ZM85 186H87V184L86 185H84V187ZM92 186H94V184L93 185H91V187ZM97 186V184L94 186L95 188H97V190H98V187H96ZM63 187H65L66 188V186H63ZM71 187V186H70ZM69 187V188H70ZM90 186H88V188H89ZM91 187L89 188V189H91ZM93 187V189H95ZM60 188V187H59ZM61 188H62V186H61ZM72 188L74 189V187L72 186ZM76 188V187H75ZM58 189V188H57ZM57 189H55L56 191H57ZM71 189V188H70ZM69 189V190H70ZM78 189V188H77ZM77 189H74L73 191H75V190H77ZM85 189H86V187H85ZM84 189V190H85ZM60 190H62V189H60ZM65 190V189H64ZM63 190V191H64ZM67 190V192H65L66 193V195H68V192H70V191H68V189H66ZM65 190V191H66ZM72 190V189H71ZM87 190V189H86ZM30 192H32V190L30 189L29 190ZM73 191H71L73 194V197L75 196V192H73ZM79 191L78 192H76V193H78L77 195H79ZM91 191V190H90ZM62 192V191H61ZM83 192V191H82ZM82 192H81V194H82ZM60 193V192H59ZM88 196H89V190H88ZM91 193H92V191H91ZM91 193H90V195H91ZM181 193V192H180ZM70 195H71V193H69ZM178 194H179V192H178ZM182 195H184L185 193H181ZM72 195H71V197H72ZM77 195L75 196L76 198H74V200L76 201V202H78L77 201ZM58 196L59 197H62V196H64V192H63V194L62 193H60V195L58 194ZM181 195H179V197H180ZM58 197V198H59ZM70 197V196H69ZM69 197H68V201H64V202H62L61 200L63 199V198H59V201H58V204H57V202L55 203V204H57L58 206H59V211L61 210V207L62 208H64V207H68V203H69V205H70V202H71V204H73L72 203V201H70L69 202ZM87 197V196H86ZM86 197L84 198V200L86 199ZM90 197H92L93 198V196H90ZM177 197H178V195H177ZM79 198V197H78ZM89 198V197H88ZM87 198V199H88ZM184 198V197H183ZM72 199V198H71ZM80 199V198H79ZM90 199L91 198H89L88 200H89V202H90ZM179 199V198H178ZM182 199V198H181ZM180 199V203H182L181 205H183V207L185 206L184 204H187V202H186V200H184V202L182 201ZM65 200H67V197H66V199ZM73 200V199H72ZM83 199H82V202L84 201ZM95 200V199H94ZM111 200H112V198H111ZM56 201V200H55ZM61 201V202H60ZM75 201H73V202H75ZM87 200H85L83 203H82V206L83 205H86L87 203H85ZM91 201H92V199H91ZM182 201V202H181ZM76 202H75V204H76ZM88 202V201H87ZM93 202V201H92ZM91 202V203H92ZM96 201H94V203L93 204H95L96 205V203H95ZM178 203H176V206H178L177 204H179V200L177 201ZM79 203H81V202H79ZM78 203V204H79ZM85 203V204H84ZM184 203V204H183ZM189 203V202H188ZM75 204H73V205H75ZM92 205V204H91ZM94 205V206H95ZM181 205H179V208L181 207ZM188 205V204H187ZM186 205V206H187ZM57 206V207H58ZM64 206V207H63ZM70 206H72V205H70ZM81 206V205H80ZM87 206H88V204H87ZM93 206V207H94ZM72 207H74V206H72ZM89 207H90V203H89ZM179 208L177 209V210H179ZM255 207H253V210H255L254 209ZM175 208H174V212H175V210H176ZM181 209L182 208H180V210L179 211H181ZM173 210V209H172ZM176 210V211H177ZM253 210H252V213H254L253 212ZM182 211H183V209H182ZM174 212L172 213V214H174ZM180 213V212H179ZM178 212H177V214L175 213L174 215H173V219H176V216H177V221H178V216L180 215ZM182 213V212H181ZM183 215V214H182ZM181 215V216H182ZM253 215V214H252ZM255 216V215H254ZM254 216H252V217H254ZM180 217V216H179ZM183 217H185V216H183ZM183 217H181L180 218V220L183 218ZM255 218H256V216H255ZM255 218H253L254 220H255ZM180 220H179V222H180ZM254 220H252V221H254ZM176 221V220H175ZM255 222V221H254ZM254 222H253V224H254ZM257 224H258V222H257ZM180 225H182V221H181V224ZM184 226V225H183ZM183 226H181V227H183ZM180 227V226H179ZM94 227H92V230H90V231H88V237L87 238H94V239H96V240H99V232L94 228ZM185 228V227H184ZM91 229V228H90ZM262 229H263V225H262ZM183 231H181V232H184V229H182ZM230 232V231H229ZM189 241V240H188ZM188 241H184L185 243L186 242H188ZM196 241V243L198 242L197 240H195ZM195 241H193V243L195 242ZM183 242V244H182V246H180L181 248H183V249H181L180 247L178 248V252L179 253H182L181 251H179V250H183L185 253L187 252V251H189L188 250V247L190 246V242H188V245H186L185 243ZM200 242V241H199ZM261 242H263V239H262V241ZM192 243V244H193ZM201 243V245H202V247H203V243L202 242H200ZM263 244V248H264V242L262 243ZM195 245V244H194ZM194 245H193V249L194 248H196V247H194ZM198 244H196V246H197ZM256 245H258V242H256ZM259 245H261V243L259 244ZM186 246H188L186 249H187V251H185V249H184V247H186ZM192 246V245H191ZM205 246V245H204ZM255 245H253V247H254ZM198 247H201L200 245H198L197 246V249H198ZM231 248L232 247H234V249H235V246H230ZM237 247V246H236ZM257 247V246H256ZM256 247H254V249L256 250H258L259 248V246L256 248ZM262 247L260 248V249H262ZM230 248V249H231ZM192 249V248H191ZM190 249V252L193 250H191ZM197 249L196 250H194V251H192L193 253H189V254H193L194 255V253H198V251L200 250H205V247L204 248H201V249H199L198 251H197ZM259 249V251H257V253H256V251L254 252V251H252V252H254V253H256V254H258V253H260V250ZM232 250V251H231ZM231 250H228V251H231L230 253H232L233 252V249H231ZM206 251V250H205ZM183 252V253H184ZM201 252H203V251H201ZM262 252V251H261ZM263 252H264V250H263ZM262 252V253H263ZM182 253V254H183ZM234 253V252H233ZM252 254V257L255 255V254ZM187 254V253H186ZM188 254V255H189ZM200 254V253H199ZM198 254V255H199ZM202 254V253H201ZM261 254V253H260ZM259 254V255H260ZM264 254V253H263ZM258 255V256H259ZM262 255V254H261ZM185 256V255H184ZM202 256H204V255H201V257ZM258 256H256V257H258ZM94 257H96V256H94ZM187 256H185V258H186ZM188 257H191V256H188ZM187 257V258H188ZM261 257H263V259H264V256L262 255ZM260 256H259V258H261ZM185 258H183V259H185ZM258 258V260L259 261H261L260 259ZM188 259H193V258H188ZM226 259V258H225ZM253 259H254V261H256V262H258L257 260H255V257H253ZM257 259V258H256ZM226 260H228V259H226ZM223 261V260H222ZM193 262V261H192ZM229 262V263H228ZM228 262H225L224 263V261L223 262H220L221 264L223 263V264H230V260H228Z\"/></svg>",
	"mask_w": 264,
	"mask_h": 264
},
{
	"label": "built area",
	"instance_id": "obj_3",
	"mask_svg": "<svg viewBox=\"0 0 264 264\" xmlns=\"http://www.w3.org/2000/svg\"><path fill=\"white\" fill-rule=\"evenodd\" d=\"M109 1L114 11L123 7V0ZM79 2L84 0H0V92L42 90V74L29 69L55 40V24ZM14 75L22 80L12 85ZM14 136L0 139L3 162L9 161ZM83 229L90 227L62 218L58 207H18L0 216V264H107V238L99 246L88 245Z\"/></svg>",
	"mask_w": 264,
	"mask_h": 264
},
{
	"label": "crops",
	"instance_id": "obj_4",
	"mask_svg": "<svg viewBox=\"0 0 264 264\" xmlns=\"http://www.w3.org/2000/svg\"><path fill=\"white\" fill-rule=\"evenodd\" d=\"M91 2H79L62 21L55 24V40L48 45L43 57L30 67L31 72L42 74V90L16 93L13 89H5L0 92V139L15 134L9 148V161L20 159L40 131L58 120L56 100L79 74L87 66L105 59L111 46L116 12H104L96 5H90ZM21 80L20 75L11 77L12 85ZM195 80H198L199 88ZM182 81L190 96L199 97L202 91L205 93L204 101H209L210 82L205 74H187ZM41 97L46 101H40ZM2 162L0 159V164Z\"/></svg>",
	"mask_w": 264,
	"mask_h": 264
}]
</instances>
